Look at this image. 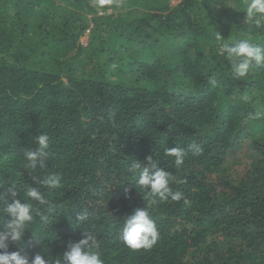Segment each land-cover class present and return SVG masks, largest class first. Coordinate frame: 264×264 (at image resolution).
<instances>
[{"label":"trees","instance_id":"16d2710c","mask_svg":"<svg viewBox=\"0 0 264 264\" xmlns=\"http://www.w3.org/2000/svg\"><path fill=\"white\" fill-rule=\"evenodd\" d=\"M234 2L0 0V193L10 203L14 181L23 203L38 187L51 207L34 202L45 219L7 251L62 256L90 231L104 264H264V116L246 120L264 113V66L233 78L216 40L264 45V27L245 22L246 0ZM40 133L50 156L32 171L23 151ZM192 142L202 152L188 151L180 168L164 154ZM146 156L190 203L149 204L127 171L134 159L148 166ZM49 173L61 175L60 189L33 179ZM143 207L159 239L132 250L121 229Z\"/></svg>","mask_w":264,"mask_h":264},{"label":"clouds","instance_id":"9594fccd","mask_svg":"<svg viewBox=\"0 0 264 264\" xmlns=\"http://www.w3.org/2000/svg\"><path fill=\"white\" fill-rule=\"evenodd\" d=\"M226 6L236 8L234 0H226ZM245 13V22L255 28L264 27V0H246L243 5ZM216 40L222 41L218 49V55L224 57L230 64L231 75L235 79L247 77L250 70L254 67L264 66V45L253 43L251 39H241L234 43L223 42V37L216 33ZM209 83L215 86L217 81L215 76L209 77ZM245 103L251 101V95L244 93L240 97ZM264 113H249L246 120L259 119ZM35 148H27L23 151V160L25 166L32 171L44 169L46 161L50 156L51 138L47 133H40L35 136ZM188 151L198 155L202 152V148L196 142H192L184 147L165 148L164 154L174 158V165L180 168L184 163V158ZM148 166H142L138 159L131 161L127 171L136 176L135 183L142 189L146 190V199L149 204L160 201L171 200L172 202H180L183 200L185 204L190 203L180 190H173L169 184L172 179V173L165 168L158 166V162L153 160L152 156H146ZM36 183L46 187L49 190L60 189L62 187V177L58 173H49L42 178H33ZM7 189V197L11 198L8 203L5 195L0 193V202L6 206L0 209V224L3 230H0V264H104L101 258L100 242L97 236L90 231H84L82 238L75 242H69L62 256L47 257L35 254L30 260L27 255L21 251H7L9 242H20L34 221L36 216L41 220L45 217L41 214L38 207L34 206V202L41 206H46L51 211L48 200L38 187L28 186L24 193V202L16 199L17 190L14 181ZM3 183L0 182V188ZM8 217L4 221L3 216ZM87 213H80L77 216L78 221H85ZM122 242L125 246L132 250L151 249L159 239V232L155 221L150 216L146 207L136 208L132 214L124 219L121 229Z\"/></svg>","mask_w":264,"mask_h":264},{"label":"rangeland","instance_id":"374dc122","mask_svg":"<svg viewBox=\"0 0 264 264\" xmlns=\"http://www.w3.org/2000/svg\"><path fill=\"white\" fill-rule=\"evenodd\" d=\"M178 1H179V0H171V3H172V4H176ZM87 40H88L87 33L84 34V35H82L81 38H80V42H81L82 44H84V45L87 43Z\"/></svg>","mask_w":264,"mask_h":264}]
</instances>
